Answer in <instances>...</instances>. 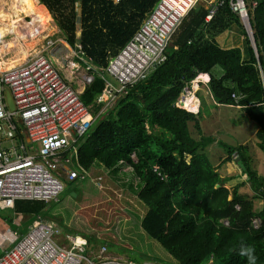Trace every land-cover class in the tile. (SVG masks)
I'll return each instance as SVG.
<instances>
[{"label":"trees","instance_id":"16d2710c","mask_svg":"<svg viewBox=\"0 0 264 264\" xmlns=\"http://www.w3.org/2000/svg\"><path fill=\"white\" fill-rule=\"evenodd\" d=\"M158 1L38 0L78 51L76 60L86 66L81 56L95 67L87 70L93 81L80 99L97 117L77 142L76 157L71 150L65 156L80 174L101 167L136 195L145 209L137 215L140 227L173 260L166 264H248L239 254L241 244L254 249L255 264H264V175L251 166L248 145H222L227 155L212 165L204 150L214 139L201 135L200 111L193 115L175 106L184 83L208 74L214 102L242 109L255 123L256 147L264 154V0H243L257 53L230 0H213L222 4L209 20L210 5L198 2L172 34L164 61L99 113L96 97L104 80L97 69L129 41ZM220 34L224 46L216 39ZM14 122L16 139L25 143L22 126ZM231 162L245 179L226 188L239 175L221 177L218 170ZM246 182L251 197L239 193ZM254 199L262 202L259 211ZM44 203L18 200L12 211L37 216Z\"/></svg>","mask_w":264,"mask_h":264},{"label":"built area","instance_id":"2783aa9c","mask_svg":"<svg viewBox=\"0 0 264 264\" xmlns=\"http://www.w3.org/2000/svg\"><path fill=\"white\" fill-rule=\"evenodd\" d=\"M199 0H159L152 11L143 20L139 29L129 41L108 60L105 67L97 71L104 80V88L96 97L101 104L99 113H103L110 103H115L128 84L144 79L150 68L164 61V51L188 11ZM218 4L209 3L206 16L209 20L218 10ZM256 2H252V7ZM230 8L237 13L247 32H249L247 9L241 0H230ZM48 40L46 46H52ZM71 48V47H70ZM80 48V46H78ZM76 57L78 51H75ZM75 57V58H76ZM85 63L83 73L73 60L72 77L84 86L93 81L87 70L95 68L90 61ZM79 75V77H78ZM111 77L119 87L113 85ZM198 74L189 83H185L177 100V107L193 112L186 107L192 100L198 110V101L194 97L196 87L207 83L209 77ZM69 79L59 74L49 57L38 53L23 64L14 65L0 74V130L7 126L6 138L13 139L17 121L30 143L39 144V150L23 154L16 148L0 149V204L13 207L15 201H43L55 199L62 191V182L54 176L65 175L67 181L79 177L78 169L64 168L69 165L70 157L65 152L72 151L76 157V144L94 123L89 107L80 99L81 93L74 89ZM8 90L15 110L9 111L4 102V92ZM106 107V108H104ZM21 147H19L20 149ZM226 223V222H225ZM58 230L52 222L37 215L33 225L21 236L8 227L0 229V264H162L154 260L135 262L132 260L104 255L83 254L84 239L66 237L67 243L55 241Z\"/></svg>","mask_w":264,"mask_h":264},{"label":"rangeland","instance_id":"374dc122","mask_svg":"<svg viewBox=\"0 0 264 264\" xmlns=\"http://www.w3.org/2000/svg\"><path fill=\"white\" fill-rule=\"evenodd\" d=\"M199 1L207 3L209 0ZM20 2L21 0H0V32L2 31L0 74L9 67L23 64L31 56L40 53L50 58L59 74L68 78V83L74 89L83 91L85 86L78 83L77 78L72 77L71 60L79 66L78 71L74 73L81 74L84 71L75 58V49L70 48L63 40L61 32L46 9L43 10L49 15L50 21L40 27L34 37H27L29 35L27 23H31L32 19ZM35 3L36 6L40 4L38 0ZM17 20L19 23L13 27L12 23ZM48 40L53 42L52 46H46ZM23 49L26 51L25 54L21 51ZM107 77L114 86L119 87L111 77ZM196 95L200 103L198 119L201 135L214 139L204 150L210 163L216 165L227 155L222 145L247 144L251 166L257 171L264 170V154L256 147L255 123L245 114L240 120L236 119V110L217 105L206 87L202 85L196 90ZM113 104L110 103L108 107ZM6 132L7 126L3 123L0 130V149L18 150L19 140L6 138ZM31 145L35 147L33 149L39 150V144L24 143L27 151ZM218 171L221 177L239 175L234 178V182L226 183L224 185L226 188L245 179L236 162L225 163ZM54 176L62 182L63 191L55 199L44 203L41 216L52 222L58 230L55 239L57 243L66 244V235L79 236L85 240L83 254L98 255L103 249L104 255L108 257L135 262L154 260L162 264L173 263L161 246L149 239L141 229L137 215L142 216L145 209L136 195L120 184L121 180L111 179L101 167L85 172L84 176L87 178L79 177L75 182L67 181L65 175ZM238 190L248 197L252 196L247 182ZM261 206V200L254 199V210L259 211ZM0 227L1 229L8 227L17 235L24 234L27 230V225H16L11 210L0 209Z\"/></svg>","mask_w":264,"mask_h":264},{"label":"crops","instance_id":"0c3cea01","mask_svg":"<svg viewBox=\"0 0 264 264\" xmlns=\"http://www.w3.org/2000/svg\"><path fill=\"white\" fill-rule=\"evenodd\" d=\"M43 8L46 9L44 6H43ZM216 39H217V41H218L219 44H221V45L224 46V44L226 42V37L225 36L223 37V35L220 34ZM254 52L257 53L255 50H254ZM204 75H208V74H204ZM204 77L207 78V76H204ZM202 86L206 87V89L208 90L207 83L202 84ZM198 88L200 89V85H198L195 90H197ZM208 92H209V90H208ZM219 106H226V105H219ZM227 107L236 110V112H235L236 113V119H239L240 120L241 118H243L244 112L242 111V109L239 106L232 105V106H227ZM191 108H193V107H191ZM24 137H25V135H24ZM14 138L16 139V133H14ZM24 139H25V142H27V143L30 144L29 140L26 137ZM19 147H21V148L19 149ZM19 147H18V150L17 151L19 152V150H20V153H22V154H23V152H24V154H29V153H32L35 150V149H33L35 147L33 145H31V147L27 151V148L24 146V143H22V142H20ZM75 166H76V164L71 161L70 164L67 165V166H65L64 168L77 169ZM257 172L259 174L261 173V174L264 175V170L257 171ZM0 209L1 210H11L12 211V209H14V206L10 208V207H5L2 204H0ZM12 214H13L14 221H15L16 225H27V230L33 225V223L35 222V219H36V216L33 215V214H17V213H13V211H12ZM0 229H1V227H0ZM27 230H26V232H27ZM57 234H56V236H57ZM21 235H23V234H21ZM21 235H19V236H21ZM66 236H68V235H66ZM69 236L72 237V238L84 239V238H80L79 236H71V235H69ZM55 239H56V237H55Z\"/></svg>","mask_w":264,"mask_h":264},{"label":"bare ground","instance_id":"6f19581e","mask_svg":"<svg viewBox=\"0 0 264 264\" xmlns=\"http://www.w3.org/2000/svg\"><path fill=\"white\" fill-rule=\"evenodd\" d=\"M35 2L36 0H21L20 2L22 3V6L24 7V11L28 12L32 19L31 23H27V27H29L28 28L29 31H27V34L29 35H27V37L28 36L34 37L35 33H37L40 30L39 28L47 24L50 21L49 15L43 10L44 9L43 6H41L40 4H38L40 7L36 6ZM17 23H19V20L13 22L12 24L14 25ZM13 27H15V25ZM1 33L2 31L0 32V35H2ZM21 51H23L24 54L26 53L24 49ZM192 100H194V98H192ZM192 100L186 103V107L188 108L193 107Z\"/></svg>","mask_w":264,"mask_h":264},{"label":"clouds","instance_id":"9594fccd","mask_svg":"<svg viewBox=\"0 0 264 264\" xmlns=\"http://www.w3.org/2000/svg\"><path fill=\"white\" fill-rule=\"evenodd\" d=\"M213 0H209L207 3L209 4L210 2H212ZM242 2H243V0H241ZM198 2H200V1H198ZM197 2V3H198ZM196 3V4H197ZM244 3V2H243ZM195 4V5H196ZM194 5V6H195ZM245 5V4H244ZM246 7V6H245ZM154 8V7H153ZM193 8V7H192ZM210 9V8H209ZM247 9V8H246ZM249 21V20H248ZM249 25V24H248ZM249 32H250V30H249ZM252 32V31H251ZM68 45V44H67ZM69 46V45H68ZM70 47V46H69ZM199 74H205V73H199ZM198 75V74H197ZM196 75V76H197ZM195 76V77H196ZM194 77V78H195ZM207 77H209L208 75H207ZM193 78V79H194ZM192 79V80H193ZM209 79H210V77H209ZM191 81V80H190ZM186 83H189V82H186ZM185 84V83H184ZM202 84H204L203 82L202 83H200L199 85H202ZM184 86V85H183ZM182 86V87H183ZM182 89V88H181ZM181 92V91H180ZM180 95V94H179ZM194 97H196V99H197V101H198V103H199V100H198V97H197V95H196V90H195V92H194ZM178 98H179V96H178ZM178 100V99H177ZM177 100H176V102H175V106L177 107V105H176V103H177ZM200 104V103H199ZM193 106H194V109L192 110L193 112H189V111H187L186 109H183L182 108V110H185V111H187V112H189V113H191V114H193V115H197L198 113H199V108H198V110L197 111H195V108L197 109V104H196V106L194 105V103H193ZM199 106V105H198ZM178 108V107H177ZM180 109V108H179ZM256 224V223H255ZM239 254L240 255H242V256H245L246 258H247V261H248V264H255V262H256V256L254 255V249L251 247V246H247V245H244V244H241V246H240V248H239Z\"/></svg>","mask_w":264,"mask_h":264},{"label":"water","instance_id":"95a60500","mask_svg":"<svg viewBox=\"0 0 264 264\" xmlns=\"http://www.w3.org/2000/svg\"><path fill=\"white\" fill-rule=\"evenodd\" d=\"M248 24H249V21H248ZM249 29H250V32H246L249 39H250V42L254 48V50L256 51V48H255V44H254V39H253V35H252V32H251V27H250V24H249ZM4 102H5V106L6 108L9 110V111H14L15 110V107H14V103H13V100H12V97L10 95V92L8 90H6L4 92ZM216 187H218V185H216Z\"/></svg>","mask_w":264,"mask_h":264}]
</instances>
